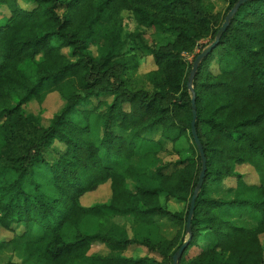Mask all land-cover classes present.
Masks as SVG:
<instances>
[{"label": "trees", "instance_id": "1", "mask_svg": "<svg viewBox=\"0 0 264 264\" xmlns=\"http://www.w3.org/2000/svg\"><path fill=\"white\" fill-rule=\"evenodd\" d=\"M236 1L0 0V229L12 232L0 248L25 264H173L201 166L187 79ZM136 51L155 65L146 85ZM192 87L206 169L178 264H264V0L239 6ZM52 92L62 105L44 124L25 105ZM103 185L102 202L82 203Z\"/></svg>", "mask_w": 264, "mask_h": 264}, {"label": "rangeland", "instance_id": "2", "mask_svg": "<svg viewBox=\"0 0 264 264\" xmlns=\"http://www.w3.org/2000/svg\"><path fill=\"white\" fill-rule=\"evenodd\" d=\"M215 4V9L216 10H223L225 7V4L223 2V0H212ZM19 3L22 6H25L21 1H19ZM8 14V9L6 7H0V17L3 15H7ZM125 17V28L128 30H133L135 24L133 19L131 18V16L129 15V13H125L124 14ZM144 34H143V39L149 44V45H154L156 42H158L160 40V34L155 33V31L153 29H143ZM91 49L94 51V48L91 47ZM136 56L138 58V69L136 71V77L138 78V81L140 84L146 85V83L144 82V78L143 75L155 68V65L153 63L152 60V56L151 55H144L139 51H136ZM190 59V57H189ZM62 105V100L60 99L59 95L57 92H52L49 93L44 102L41 104V106L38 105L37 102L35 101H30L29 103H27L25 105V110L27 112H33V113H37L39 110V107H43L44 112L42 113V117H43V123L46 124L48 122V119L51 117V115L56 112L60 106ZM168 149H171V145L168 144ZM178 147L181 150H185L187 148V144L186 142H180L178 143ZM169 153V152H168ZM168 153H164L163 154V158L164 160H170V159H174L175 158V153L174 154H168ZM236 169L238 172H240L243 175L244 180L247 183H257L258 182V176L257 173L255 172L254 168L251 165L248 164H242V165H237ZM229 183L231 182L230 180L232 179H226ZM107 186L103 185L100 186L98 189L92 191V192H87L86 194H84L81 197V201L82 203H88V205L93 204V203H97V202H102V199H105L107 196ZM165 206H167L169 209L171 210H180L183 207L182 203H178L174 200H168L167 202L164 201ZM120 219V218H119ZM128 223V222H127ZM176 227L171 225L169 222H166V226L164 227V233L167 236H171L174 233V229ZM130 233V231H128ZM12 236V232L11 231H7L5 229H0V238H10ZM188 235H185V239L184 241L187 239ZM260 240L261 242L264 244V233L260 235ZM183 241V242H184ZM204 239L202 238L201 235H199L198 239H197V244L194 245L193 247H191L188 250V254L189 255H194L196 253L199 252L200 248L204 245ZM100 247V248H99ZM96 247L93 246L92 250H96L98 249L99 252H104L106 251L105 247L103 245ZM134 247L133 246H129L127 248V250L125 251V253L127 255L129 254H133ZM97 251V250H96ZM135 253H139V252H135ZM157 257V256H156ZM0 264H25L23 262V257H22V251L19 248H14L12 249L11 246H3L1 245L0 248Z\"/></svg>", "mask_w": 264, "mask_h": 264}, {"label": "water", "instance_id": "3", "mask_svg": "<svg viewBox=\"0 0 264 264\" xmlns=\"http://www.w3.org/2000/svg\"><path fill=\"white\" fill-rule=\"evenodd\" d=\"M246 0H237L235 4L226 12L224 16V20L221 24V26L218 28L214 39L210 41L196 56L193 61L192 68L190 70L188 79H187V88L189 91L192 93L191 96V112H192V118H191V134L193 137V141L197 147L199 156H200V161H201V166H200V171L198 174V180L196 183V186L193 189L192 196L190 198V205L188 209V215L186 219V225H185V232L188 235L187 239L180 245V247L176 250V252L173 254V264H178V259L182 255L183 251L185 250L186 246L188 245V242L191 238V232H190V227H191V219L194 211V202L195 198L198 195L199 189L203 183V178H204V173L206 169V158L205 154L203 151L202 144L198 138L197 132H196V127H195V120H196V106L194 102V92H193V87H192V79L197 71L198 64L200 61L208 55V53L217 45L219 42L223 32L226 30L227 26L230 23L231 18L234 16L235 12L239 8L241 4H243Z\"/></svg>", "mask_w": 264, "mask_h": 264}, {"label": "crops", "instance_id": "4", "mask_svg": "<svg viewBox=\"0 0 264 264\" xmlns=\"http://www.w3.org/2000/svg\"><path fill=\"white\" fill-rule=\"evenodd\" d=\"M119 220V218H117Z\"/></svg>", "mask_w": 264, "mask_h": 264}]
</instances>
